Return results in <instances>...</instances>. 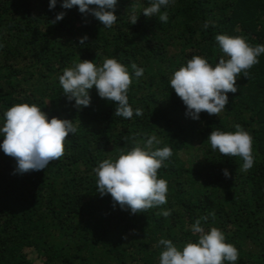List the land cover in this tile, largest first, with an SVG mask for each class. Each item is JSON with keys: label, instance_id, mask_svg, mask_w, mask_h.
Here are the masks:
<instances>
[{"label": "trees", "instance_id": "16d2710c", "mask_svg": "<svg viewBox=\"0 0 264 264\" xmlns=\"http://www.w3.org/2000/svg\"><path fill=\"white\" fill-rule=\"evenodd\" d=\"M61 3L49 10V0H0V117L15 104H36L49 119H68L77 128L63 156L41 171L14 174L15 158L0 151V264H159L157 242L169 239L178 248L197 242L190 226L205 216L202 227L220 229L238 250L236 264H264V54L247 78L237 77L238 91L228 93L219 117H186L169 85L192 56L218 63V34L264 44V0H175L166 23L158 14L143 15L149 0H118L110 29ZM61 11L63 20L52 23ZM105 58L127 68L128 101L142 116H114V103L95 88L81 109L63 94L64 69ZM132 64L144 68L142 77L132 74ZM236 125L253 140L255 162L247 172L242 159L222 156L207 142L211 131L235 132ZM151 135L160 141L153 148L172 150L158 170L167 181V204L131 214L113 206L110 194L97 193L93 169L143 147Z\"/></svg>", "mask_w": 264, "mask_h": 264}, {"label": "clouds", "instance_id": "9594fccd", "mask_svg": "<svg viewBox=\"0 0 264 264\" xmlns=\"http://www.w3.org/2000/svg\"><path fill=\"white\" fill-rule=\"evenodd\" d=\"M175 0H149V6L143 9L146 17L157 16L162 23L167 22L166 9ZM118 0H62V9L76 7L79 13L91 15L103 28L110 29L117 21L115 15ZM57 0H49V10H53ZM165 11L161 12V9ZM65 12L61 11L52 23L63 20ZM137 21L131 17V24ZM203 27L206 29L208 24ZM88 39L80 38V43ZM222 55L214 66L206 58L195 55L188 59L172 74L169 85L172 91L186 107V117L198 121L201 113L210 116L226 109L228 93L235 94L237 77L257 64L258 57L264 54V44L255 47L240 36L230 37L218 34L215 37ZM136 78L144 75V68L131 65ZM132 76L127 68L113 58H105L101 65L84 60L70 68L64 69L59 76V84L69 102L74 101L77 109L88 107L91 103L89 90L95 88L100 98L114 103V116L131 119L142 116V109L131 107L128 101V89ZM235 132L211 131L207 142L213 151L225 157H239L243 164L241 171H249L254 166L251 135L236 125ZM77 132L73 121L52 117L36 104L19 103L11 106L0 117V151L15 158L14 174L41 171L52 161L59 160L64 154V142L70 134ZM160 141L151 135L143 142V147L136 146L115 160L105 159L93 169L96 176L97 193L101 197L109 195L113 206L131 214L167 204V181L158 178V170L172 156L170 147L153 148ZM225 178L230 173L223 170ZM170 210H162L160 215L167 217ZM197 219L190 231L198 235L197 242H187L178 248L171 240L161 238L157 246L162 248L159 264H236L238 250L226 242L224 233L211 227L207 231Z\"/></svg>", "mask_w": 264, "mask_h": 264}]
</instances>
